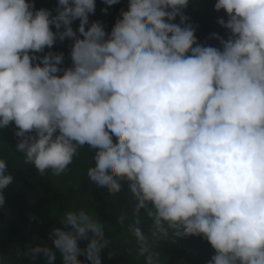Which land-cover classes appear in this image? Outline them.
<instances>
[{
  "label": "clouds",
  "instance_id": "1",
  "mask_svg": "<svg viewBox=\"0 0 264 264\" xmlns=\"http://www.w3.org/2000/svg\"><path fill=\"white\" fill-rule=\"evenodd\" d=\"M188 5L129 0L107 33L99 21L86 27L96 0H58L55 15L0 0V128L14 122L16 150L41 175L95 150L90 181L110 194L126 184L164 235H202L216 251L208 264H264V0H217L231 33L212 34L222 50L198 43ZM65 38L70 67L63 52L34 55ZM7 169L0 159V207ZM60 220L54 247H29V264H102L99 220L83 209Z\"/></svg>",
  "mask_w": 264,
  "mask_h": 264
},
{
  "label": "trees",
  "instance_id": "2",
  "mask_svg": "<svg viewBox=\"0 0 264 264\" xmlns=\"http://www.w3.org/2000/svg\"><path fill=\"white\" fill-rule=\"evenodd\" d=\"M35 7L47 8L56 14L58 0H34ZM217 0H189L183 9L189 18L188 23L195 27L198 43L222 50L218 34L224 40L230 31L220 25L218 20L228 19L225 10H215ZM129 0L107 6L104 0H96V10L89 15V25L101 22L107 33L111 32L121 10H126ZM107 7V12L102 9ZM174 23L179 24L177 17ZM79 19L72 24L79 27ZM53 31L56 29L53 26ZM72 39L65 38L51 49L34 53L37 57L52 51L63 52L61 69L70 67ZM190 55V53H189ZM39 60L34 61L38 63ZM59 74H63L62 71ZM14 122L0 128V159L7 162L8 173L14 177L13 183L4 189L5 205L0 207V264H29L30 257L25 255L29 247L46 245L54 247L52 232L56 227H66L61 220L68 210H86L99 220L105 230L108 246L102 251V264H147L151 256L156 264H208L216 254L210 242L201 236L175 237L172 230L162 234L150 215L149 208L137 207L124 184L122 191L110 194L90 181L88 169L94 166L95 150L87 145L78 149L73 162L67 170L53 175L51 170L41 175L31 164L25 162L24 154L16 150L18 137ZM86 240L80 241L83 248ZM81 260L84 256L78 257ZM34 264H44L42 257ZM54 264H63L57 255Z\"/></svg>",
  "mask_w": 264,
  "mask_h": 264
}]
</instances>
